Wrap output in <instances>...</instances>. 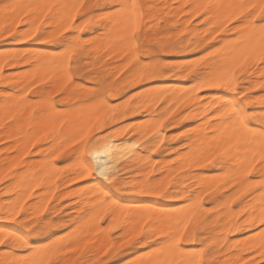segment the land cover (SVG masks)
<instances>
[{"label": "snow or ice", "instance_id": "6c2138e0", "mask_svg": "<svg viewBox=\"0 0 264 264\" xmlns=\"http://www.w3.org/2000/svg\"><path fill=\"white\" fill-rule=\"evenodd\" d=\"M92 7L99 9L100 14H83L88 8L83 2L69 4L30 0L27 3L0 5L3 14L0 39L12 37L17 43L36 40L41 44H60V48L52 53L40 51L32 54L36 60L26 69L32 79L23 93L18 94L20 99L13 103L18 106L27 104L28 100L24 97L51 79L43 64L49 56L52 62L61 61L56 65V72L67 80L80 74V61L76 56L79 50L87 51L93 47L97 52L103 50L97 64L110 59V53L114 54L115 50L108 47L112 33L105 30L112 28L117 39L127 44L123 64L131 84L140 85L132 94L133 98L155 104L162 109V115L147 132L137 136L136 142L116 141L117 137H126L137 128L131 121L120 122L128 115H135V112L110 101L112 92L101 90L100 83L89 84L88 81L95 75L90 71L83 79L73 82V86L79 85L82 93L90 98L81 99L79 104L71 106L72 113L63 112L64 106L56 99V96L63 99L61 93L68 94L63 88L56 96L29 97L36 102L33 119L41 126L42 134L29 140L25 145V154H31L32 148L59 130L56 139L63 138L62 142L54 148L52 144L55 141L49 142L47 159L60 160L61 155L73 149L76 154L74 159L77 160L74 176L87 181V184L77 185L76 190L69 188L71 199L63 193L61 197L52 194L59 208H66L67 212L57 217L49 213L40 219L43 213L32 216L25 210L39 185L21 190L19 178L5 185L9 177H0V185L8 188L7 192L0 189V197H3L0 221H10L17 226L0 228V246H4L7 252L0 259V264H96L97 261L98 264H107L101 257L108 256L115 245L89 248L93 242L88 233L102 227L99 222L105 221L106 217L111 221L118 214L123 219L140 217L137 227L128 233L127 241L122 242L121 247L131 242L147 246L128 264H264V0H233L228 3L198 0L174 5L182 14L186 13L185 20L189 24L196 20L202 25V39L193 41L192 33L180 32L183 39L178 38L175 42L171 38L160 39L158 34L148 30L151 25L146 22L144 10L160 5H146L140 0H106V7L101 8L99 4ZM163 7L167 8L166 5ZM78 16L82 17L81 26L71 32V23ZM142 19L145 20L143 27ZM54 21L59 22L57 31L60 37L68 32L71 36L59 41L55 35L45 39L52 29L42 32V28L46 22ZM100 21L104 22L100 28L85 33L89 25ZM21 25L24 28L14 31ZM80 33L85 34L81 36ZM24 59L28 60L27 54ZM165 77H180L175 83L181 87H167L173 81ZM113 79L115 74L109 76L104 84ZM177 93H180L179 99L173 100ZM136 107L141 106L137 104ZM177 111H180L178 119H191L190 125L179 129L172 137L180 140L178 145H173L180 149L177 156L188 154L190 171L186 175L219 177L221 190L231 187L237 191V186L239 189L247 186L256 188L260 194L258 203L254 197L250 198L256 206L241 209L242 221L240 216L236 217V221L251 230L249 238L221 244L218 256L215 249L208 252L211 261L205 256L207 247H193L199 225L192 227L195 216L191 210L200 206L197 192L188 187L179 192L172 188V180L167 184L155 183L146 180L143 175H140L141 182L130 187L125 174L131 164L127 158L133 150L143 146L155 152L164 143L166 132L162 130L165 121ZM145 115L149 121L153 119L147 113ZM139 123L143 125L145 117H140ZM175 123L173 121L168 127H174ZM20 139L17 138V143ZM122 160L127 162L121 163ZM14 166L20 167L19 164ZM52 166L55 167L54 164ZM257 166L261 175L254 177ZM89 177L92 179L89 180ZM73 183H76L75 179ZM208 186L211 187V183ZM196 187L198 185L193 184V188ZM85 189L89 194L88 207L83 204ZM204 194L208 193L205 191ZM129 195L164 197L178 200L185 207L179 213H167L162 209L140 207L143 201L137 202L134 207L128 206L125 198ZM184 195L187 199L182 198ZM61 198L65 203H59ZM47 203L51 204L52 200ZM44 211H48L47 206ZM157 215H180L182 218L174 230L165 232L159 226L153 227L157 225L154 218ZM57 229L65 234L60 235ZM107 230L113 229L109 227ZM158 234L164 239L157 240ZM54 236L57 238L53 239ZM222 239L227 240V237ZM21 249L24 254L18 255L17 250Z\"/></svg>", "mask_w": 264, "mask_h": 264}, {"label": "rangeland", "instance_id": "374dc122", "mask_svg": "<svg viewBox=\"0 0 264 264\" xmlns=\"http://www.w3.org/2000/svg\"><path fill=\"white\" fill-rule=\"evenodd\" d=\"M24 1L25 0H0V5L2 3H11V2L23 3ZM81 2H83L84 4L86 3L85 5L90 4V5H88L87 10L85 11L86 13L85 12L83 13L85 15L87 14V12L100 11L99 9H96V8L92 7L93 5L99 4L101 6V8L106 7L105 0H81ZM140 2L143 3V4L149 5L148 1L145 3L144 0H140ZM168 4H172V9L169 8V9L166 10V12H168L167 13L168 15H171L170 11H173L176 8V7H174V5H180V2L177 1V0H168L167 1V5ZM2 5H4V4H2ZM0 12H2L1 9H0ZM144 12H145L146 22L149 25H151V27L148 29L149 31H151L153 33L156 32L155 34H158L159 37H161V36L166 37L165 40L171 38L175 42L178 38L179 39H183V36H180V32H182V31L181 30L176 31V29H178L177 28L178 25H174V24L172 25V24L166 23V21H165L166 15L165 14H160V16L158 18L149 21L148 13H151V9L150 8H145ZM178 13L179 14L177 15V17L175 19L179 23L184 22L186 13L182 14L181 10H179ZM99 14H100V12L97 13V15H99ZM0 15L3 16L2 13H0ZM2 18H0V19H2ZM182 19H184V21ZM81 20H82V17H80V16L76 17L75 21H73L71 23V32H75L77 30V28L81 26L80 25L81 24ZM140 22H141V26L143 27V25L145 23V20L142 19ZM156 22H160V27L159 28L158 27L157 28H153L152 27L154 24H156ZM57 23H59V22H57ZM103 23H104L103 21L94 22L92 25H89L88 28L85 29V33L95 32L98 28H100L103 25ZM191 23H192V25H194V24H197V21L193 20ZM55 24H56L55 21H54V24H53V22H51V23L47 24L42 29L44 31H46L48 28L51 27V29H53L54 31H51L48 34L53 33L57 37L58 41L59 40H63L65 37H70L71 36V32L65 33L64 37H60L58 32H57V34H55V31H56L55 27H58V24H56V26H55ZM77 24H79L80 26L77 25ZM75 26H78V27L74 28ZM21 27L24 28L23 25H21L20 28ZM52 27H54V28H52ZM198 27L202 28V25L198 24ZM17 30H19V28L16 29V32H19ZM159 30H160V32H159ZM85 33H80L79 35L83 36ZM53 34L49 35L50 38L53 36ZM213 43H215V42H213ZM122 46H123V43H122ZM6 47H8L10 50H8V48H6ZM27 47L31 48L32 50L28 49ZM206 47H210V45H208ZM14 48L15 49L19 48V50L21 52L17 51V50H14ZM44 48L49 49L48 53H52V52H54V50L60 48V44H59V42L41 44V43H39L36 40H32V41L25 40L23 42L17 43L12 37L11 38L8 37L6 39H0V52H2L4 50L5 53H10L8 51H11V53H10L11 55L5 54L4 52L2 53L3 55H5V60H4V68H2V72H3L2 74L3 75H2V77H0V84L3 82L2 79L4 77H8V76L10 77V75H12L11 69H13L14 72H16L15 70H17V72L15 74H19V76L22 75V74H25L26 72L25 71L23 72V70H21V69H23V68L27 69L28 64H30L31 62L34 63L35 62V57L32 54L34 52L36 53L38 50L39 51L46 50ZM21 49H23V50H21ZM62 50H66V48L62 49ZM126 50H127V44L124 43V46H123L122 49L116 51L114 54L110 53V59H104L99 64H97L96 61L100 60L99 58L101 56H103L102 55L103 54V50L99 51V53L96 51L95 47L91 48V50L88 49L87 51L79 50L76 53V56L79 58V61H82V64L80 65V63H79V65H78V67H79V69L81 71H80V74L78 76H73L71 78V80H67L61 75L59 76L60 77L59 78L57 76L56 68H54L52 70H45L44 69V71L46 73L48 71L49 75H53V76H56V77L51 76V79L47 80L46 84L41 85L39 88H34L33 91H31V92H29L27 94L28 96L24 97V99L28 100V103L25 104L26 109H28V110H24L25 108H22V107H25L24 105L18 106L16 103H13V105H12L13 108L15 107L14 110L16 109V110H18L17 111L18 113H21V114H17L16 113L17 115H19L18 116L19 119H18V117H17V119L19 121L23 120L22 117L24 119H26V120H23L25 125H22L23 121H22V123H20L17 119L13 123L9 122V121H6L2 125H0V139H1L0 140V167H1L0 168V172H1L0 173V177H3L5 175H7V176L9 175L8 176L9 179L5 180V185L10 184L9 181L17 180L18 178H19L18 179V186H20L19 184H21V182H23L22 179L23 180H28V179L31 180V179L35 178V180L36 179L40 180L39 183L33 182V185H30L32 187H35L36 185H39V187H36V191H40L41 193L40 192H36V191L33 192L34 194L32 193L34 195V196L32 195V200L35 201L36 203H32L33 201L29 200L28 203L25 205V210H26V212H29V213L32 212L33 209H30V208H33L35 204L37 205V207H39L40 205H41L40 207H43L41 209L39 208V210H38L36 205H35L34 209H36V210L33 211V213L31 214L32 216H37L40 213H43L44 216H47V215H49V213H52L54 217L65 215V213L67 212V209L66 208L65 209L59 208L58 203H57V201L55 199H53V195L52 194H54L56 197H61V194L63 193L64 196H68L69 199H71V196L69 195L68 189L69 188L73 189V187H74V190H76L77 189V185H80V184L81 185H85V184H87V181H81V180H79L78 177L74 176V173L77 171V168L75 167L76 164H77V160L74 159V155H76V154H75L73 149H69L68 152H66L63 155H61L60 156V160L50 161V160L47 159V154L50 151V149L47 146L49 144V142L50 141L57 142V143H54V145H55L54 147L58 146V144L62 142V140H61L62 138L60 140H57V139L52 140L53 137L56 138V136H58V135H51V136H48V137L44 138L41 141V144H38L36 146V148H32L31 149V154L26 155L25 151H23L25 148H23L22 152H19V150L17 149V146H18L17 144H19V143H17V138H21L20 139V142H21L22 140L27 139L26 137L32 138L31 135L36 136V134L37 135L42 134V132H40V134H39V132L37 131V129L39 127L41 128V126H39L37 121L35 122V120L33 119V116H34L33 109L36 108V102H35V100L29 99V97H40V96H47V95L56 96V93L59 92L61 88H63L64 92H67L68 94L64 95L63 93H61L62 96H63V99L61 100L59 96L58 97L56 96V99L64 106V108L62 109L63 112L72 113V111H73L72 109L73 108L71 106L79 104L81 99L90 98L87 94L82 93L81 88L79 87V85L73 86V82L76 81V80L83 79L84 76L88 75V73L90 71V72L94 73L95 75L97 74L98 76L97 75L96 76H92L91 79L88 81L89 84L100 83L101 84V90H107V91H111L112 92V96L109 97L110 101H113V102H115L118 105L123 104V106L125 108L131 109L132 111L135 112V115H128L125 119L120 121L121 123H128L129 121H131L135 125L137 123V128L132 130V131H130L129 135L125 137L127 140H131L132 142H136L137 136H141L144 132H147L148 129L152 125L151 122H153V120L157 119L158 117H160L162 115V109L157 107L155 104H152L151 102L145 103V101L142 100V99H139V98L134 99L133 98L132 94H134L136 92V89L139 88L140 85L131 84L130 83L131 82V78L128 77V75H127L128 70L124 68V64H123V61L126 59V57L124 56V52ZM15 51H17V54L13 53ZM46 51H48V50H46ZM89 52H90V56L88 55ZM25 54H27V56H29L31 54V56L33 58L31 60H29V61H25V59H24ZM187 55L192 56L193 54H187ZM0 56L2 57L1 53H0ZM111 58H112V60H111ZM6 59H7V63L5 62ZM85 61H87V62L83 65V63ZM55 62H57L56 64H59L61 61H55ZM87 63H88V65H86ZM8 64H12L15 67L9 68V66H7ZM85 65H86V67H85ZM109 66H111V67H109ZM19 69H20L21 72L19 71ZM117 70H118V72H117ZM8 73H11V74L8 75ZM27 73H28L27 74L28 76L25 75L26 77H24V75H22V77L19 78L18 75H16V77L19 78V79H15V77H14L15 74L13 73L14 75H12L10 77V78L14 77L13 79H10L11 83L8 82L9 80H7L6 82H3L0 85V103H1L0 104V112L1 113H3L2 111H4V112L6 111V108L8 107V104L10 102H13L14 100L18 101L20 99V96L18 95L20 93H18V92L23 91L24 87H27V85H28L26 83H29L31 81V78L29 77V76H31L30 75L31 73L30 72H27ZM113 74H115V79H113L107 85L103 84L104 81L109 76H112ZM99 77L102 79V81H101V79ZM21 78H22V82L23 81H25V82H23V83L21 81L17 82ZM24 78H27V79H24ZM57 78H59L61 82L55 81V79L59 80ZM257 78H259V77H257ZM14 79L17 80V81H15L16 82L15 84L13 82ZM64 79H65V81H64ZM165 79L166 80H172L173 81L172 83H175V79H173V78L165 77ZM176 80H178V79H176ZM7 83H8V86H7ZM18 83H19V85H18ZM55 83H57V84L55 85ZM13 84H14V86H12ZM24 84H26V85L24 86ZM113 85H114V87H113ZM170 85H172V84H169V85H166V86L168 87ZM2 91H4L3 92V93H5L4 95L1 94ZM10 91L12 93L14 91L15 93H17V94L14 93L15 94L14 96L18 95L19 97L17 96L14 99V97H12L13 94H11ZM6 94H9V95H6ZM166 98L167 97H165V99ZM125 101H127V102H125ZM171 102L172 101H169V103H171ZM137 104L141 105V107L137 108L136 107ZM4 105H5V107H4ZM149 105H151V106H149ZM1 107H3L2 111H1ZM150 107H151V110L149 109ZM4 108H5V110H4ZM121 110L123 111L124 109L122 108ZM181 111H183V108H181ZM22 113H23V116H21ZM145 113H147L150 116L152 115V118H154L156 116H157V118L152 119L151 121H149L147 119V116L145 115ZM179 116H180V111H177L175 115H172L169 120L165 121V128L162 130V131L166 132V135L164 137V143L161 144L159 146V148L155 152H151L147 148V150L144 151L145 158H147L146 154L148 156L150 154V157H148L147 159L141 161L138 164H132L131 166H129V170L125 174L128 177V182H129V186L130 187L131 186H135L138 182H141L140 181V175H143L146 180H150V181H153L155 183L167 184V182L169 180H172L174 182V184H172V188L175 187V189H178L177 191H179V192H182L183 189L185 188V186L188 183L190 184L188 186V188L190 190L193 188V187L191 188L190 186L195 182L196 178L194 177V175L190 176V179L187 180L185 186H180V184H181L180 181H183L185 179L186 173H188V171L177 169V171L171 172L173 169L178 168L177 165H180V158H181V157H179V159H178V156H177V152L180 151V149L173 147V145H178L180 143V140H175L172 137H173V135H175L178 132L179 129L184 128L185 125H190L191 124V120L190 119L189 120H181V119H178ZM26 117H28L29 119L26 118ZM140 117H145V123L143 125H141V127L139 126L140 125V123H139ZM173 121H175V122L177 121L175 123V126L171 127V128L168 127V125L171 124ZM178 121L180 123L181 122L182 123L180 124ZM11 125H15V128H16L15 129V136L11 140L5 139L4 138V135L6 134L5 131H8L9 127ZM32 125H33V127H32ZM37 126H38V128H36ZM32 128H33L34 131L32 130ZM18 129H21V130L17 131ZM39 131H41V130H39ZM153 131H155V128H153ZM18 132H20V133H18ZM27 132H29V134H27ZM58 133H59V130L55 134H58ZM25 134H26V136H25ZM23 137H25V138H23ZM182 139H184V138L182 137ZM11 141H13V142H11ZM9 143H11V144L14 143V145L13 146L9 145ZM145 143H147V141H145ZM24 144L26 145L28 143L25 142ZM25 145L23 147H25ZM42 145L44 147L41 150ZM141 148H144V147L141 146ZM39 151H43L44 153L43 152H39ZM16 152L18 153V156H17ZM8 156L9 157H15V162L11 163L8 160H6L7 159L6 157H8ZM151 157L153 159H155V160H151L150 159ZM46 160H48V161H46ZM30 162H31V164H30ZM39 162H41V163L38 164ZM52 162H54L55 167L52 166V164H51ZM151 162H153V163L151 164ZM162 162H164V163H162ZM45 163L46 164L48 163L47 165H49V166L51 165L50 169H54L55 168L54 169L55 172L51 174L52 170L49 169V166L45 167V165H46ZM5 164H7V165H5ZM16 164H19L20 167H18V168L15 167L14 165H16ZM172 164L173 165L175 164L174 165L175 167H173ZM33 165L34 166H36V165L37 166H41V167H44L45 169L44 168L42 169L40 167L39 168L36 167L37 169L34 167L35 169H33ZM3 166H5V167H3ZM151 166H152L151 171H149L150 170L149 167H151ZM166 167H167L168 170L164 169ZM172 167H173V169H171ZM10 168L12 169L13 172L9 171ZM21 168L23 169V171L19 170ZM46 168H48V169H46ZM45 170H47L46 171L47 172L46 173V177H45V174H39L38 173L39 171L43 172ZM144 170L148 171V173L147 172L146 173L143 172ZM29 171H31L32 172L31 174H34V175L39 174V176H41V179H40L39 176H34V175L31 176ZM140 171H142V172H140ZM194 171H196V170H194ZM48 172H50V174H48ZM134 172L138 173V175H133ZM21 173H23V175ZM55 173H56V175H55ZM13 174H15V175H13ZM12 176H13V178H12ZM167 176H170V177H167ZM253 176L254 177H259L260 174L257 173V171H256V172L253 173ZM42 177H45L46 179L45 178L42 179ZM73 177H76V178H73ZM73 179L76 180V183H73ZM91 179H92V177H89V180H91ZM180 179H182V180H180ZM44 180H46V182ZM41 181H43L45 183H43V182L40 183ZM66 181H67L68 185L65 184ZM51 183H53V184H51ZM177 183H178V185H177ZM220 184L218 186L214 187L216 191H214L213 188L207 190L206 191L207 193L210 192L207 195L204 194L205 192H202L201 189H203V188L201 186H198L196 188H193V190H191V191L197 192V199L198 198L200 199V206L195 208L194 211H193L195 219L199 218L200 220L201 219L205 220L204 225H202V227L198 228V230L196 232V234H197L196 245L193 246V247H196V246H205V247H207V251L205 253L206 258L208 257V252H212L214 249L216 250L217 256H218L219 246L221 244H223V243H231V241H235V239L236 240L239 239L241 241L242 240H246L249 237V235H247V234H250V232H251V230H249L248 228L243 230V231H241V232H237V231L233 232V231H229V230H226V231L222 230L221 229V224L223 222V218H220L219 220H217L216 218L218 216H220L221 213H223L225 211L235 212L233 210L236 209V208H237V210H238L237 212L239 213V216H240L241 209L243 207H248L249 203L252 201L250 199L253 196L252 188H248L247 186H245V189H241L240 190L238 188V186H237V189H239L237 191H233V188H231V187L227 188L226 190H221V188L219 187ZM5 185H0V189H3L4 191H7L8 188L6 189ZM22 186H24V185H22ZM48 189H51L52 192L48 191ZM171 190L172 189L170 188L169 191H171ZM46 192L48 194H50V196L47 195V194H44ZM38 193H39L40 196L43 195L42 196L43 199L46 198L47 201L49 199H51L52 203L48 204L45 199L43 200V199H41L42 197L37 196ZM213 193L215 194V197L217 198V201H213L211 199V195ZM228 193H232V195L229 196ZM87 194H88V191H87V189H85L84 195H87ZM209 194H210V196H209ZM205 196H208V197L206 198ZM221 197H223V199H221ZM0 198H1L0 199L1 200L0 203H2L3 202V197H0ZM182 198L183 199H187V195H184ZM204 198H206V199H204ZM40 199H41V203L39 202ZM125 199H126L127 203L132 202L131 205L133 207L136 206L137 202H141V201H143V203L146 202L144 204L148 203L149 205H152L151 204L152 201H155V203H153V204L161 205V206H165V207L169 206L168 204H172L170 206L177 207L178 204L180 203V201H178V200L165 199L164 197H141V196L129 195ZM233 200H234V203L232 202ZM45 201H46V203H45ZM246 202L248 203V205H246L247 204ZM38 203L40 205H38ZM59 203L60 204L65 203L64 199L61 198ZM83 204H84L85 207H88L87 206L88 197H86V199L84 200ZM224 204L226 205L227 208L224 206ZM240 204H242L243 206L240 205ZM45 206H47V209H48L47 212L44 211ZM161 206H159V207H155L154 206V207L156 209H158ZM210 206L212 208H210ZM27 207H30V208H28V210H27L26 209ZM184 207L185 206L181 205L180 207H178L176 209L177 210H181ZM228 207H230V208H228ZM151 208H153V207H151ZM38 211H40V212H38ZM44 216L41 215V216H39V218L43 219ZM118 220L119 219L115 218V219H113L111 221H108L107 217H106L105 221H107V223L105 221H100L99 222L102 225V227H100L101 230H99L100 228H95L94 229V230L97 231V236L99 234H101V232H102L103 234H101L102 237H100V238L105 240V242L102 240L103 241L102 244H100V242H99V245L96 246V249H98L100 246H104V245H108L109 247H111L113 244L115 245V248L113 249L112 252L109 253L108 256H106V257L102 256L101 257V259L105 260L107 262V264H124L125 262L128 263L129 260L134 259L133 258L134 256L137 257V255L142 254L143 253L142 251H144V249L147 247L146 245L137 246L136 242L127 243L124 247H121V243L127 241L128 233H130L132 230L128 229V227L122 222L123 221L122 219H121L122 221H118ZM194 220H193V222H194ZM240 220L241 221L243 220V216H240ZM208 222L210 223L209 225L207 224ZM1 223H6V222L5 221H0V224ZM13 226L17 227L15 224H13ZM109 227H111L113 230L112 231H108L107 229ZM232 229H234V228H232ZM56 231L59 232L60 235H62V233H64L60 229H57ZM107 233H109V234H107ZM104 234H106L107 236H104ZM216 236H219V237H216ZM223 237H227V240L222 239ZM54 238H57V237L54 236ZM160 238H162V237L158 234L157 235V240H161ZM244 238H246V239H244ZM141 239H142V237H141ZM45 242H48V241H45ZM204 242H206V244ZM0 248H1L0 249V251H1L0 254L3 252L6 255L7 253H6V249L4 248V246H0ZM17 252L22 254V252L24 253V250H22V249L21 250H17ZM137 253H139V254H137ZM122 262H124V263H122ZM96 264H98V261L96 262Z\"/></svg>", "mask_w": 264, "mask_h": 264}, {"label": "bare ground", "instance_id": "6f19581e", "mask_svg": "<svg viewBox=\"0 0 264 264\" xmlns=\"http://www.w3.org/2000/svg\"><path fill=\"white\" fill-rule=\"evenodd\" d=\"M149 2V5H160L161 7H156V8H150L151 9V16H149L148 17V19H149V21H151V20H153V19H156V18H158L159 16H160V14H165L166 15V19H165V21H166V23H169V24H174V25H178V29L179 30H181L182 32H184L185 34H188V33H192V39H193V41H196V40H198V39H202V33H201V29L202 28H199L198 27V23L197 24H194V25H192V23H188L187 22V20H185L184 21V19H182L184 22H181V23H179L175 18L177 17V15L179 14L178 13V11L180 10V9H178V8H175L173 11H170L171 12V15H168L167 13L168 12H166V10L167 9H172V4H168L167 5V1L168 0H144V2L146 3V2ZM177 1H179L180 2V5H183V4H185V3H195V2H198V0H177ZM27 2H30V0H25L23 3H27ZM48 2H50V3H69V4H71V3H79V2H81V0H48ZM89 2V1H88ZM87 2V3H88ZM105 2H106V0H105ZM217 2H223V3H228V2H233V0H217ZM2 4H5V3H2ZM1 4V5H2ZM86 4V3H85ZM88 5H90V4H88ZM167 6V8H165V7H163V6ZM1 11H2V9H1ZM98 12H100V11H96L95 13H98ZM0 13H2V12H0ZM86 13V12H85ZM1 17L0 18H2L3 16L2 15H0ZM47 24H49L48 22H46ZM46 24V25H47ZM53 24H54V22H53ZM56 24H58L57 22H56ZM56 24H55V26H56ZM45 25V26H46ZM51 25V24H50ZM77 25H79V24H77ZM81 25V24H80ZM79 25V26H80ZM100 25V24H99ZM185 25H186V27H185ZM74 26V25H73ZM76 27H78V26H75L74 28H76ZM153 28H159L160 27V22H156V24H154L153 26H152ZM176 27V26H175ZM51 28V27H50ZM52 28H54V27H52ZM56 28V31H55V34H57V27H55ZM20 29H22V27L21 28H19V30H17V31H20ZM47 29V28H46ZM162 30V29H161ZM14 31H16V29L14 30ZM44 30L42 29V32H43ZM52 31H54L53 29H52ZM106 31L107 32H110V33H112V37H111V40H110V42L108 43V47H110V48H113L115 51H114V53L116 52V51H118V50H120V49H122L123 48V46H124V43H123V46H122V43L119 41V39H117V34H116V31L114 30V29H112V28H109V29H106ZM105 31V32H106ZM159 32H160V30H159ZM163 32V31H162ZM156 32H154V34H155ZM53 33H51V34H48V36L47 37H45V39H49L50 38V36L49 35H52ZM54 35V34H53ZM8 38V37H7ZM11 38V37H10ZM160 39H163V40H165L166 39V37H163V36H161V37H159ZM187 43V42H186ZM205 46H208V45H205ZM13 47V46H12ZM16 47V46H15ZM6 48H8V47H6ZM26 48V47H25ZM28 49H31V48H29V47H27ZM36 48V47H35ZM3 49V48H2ZM44 49H46V48H44ZM8 50H10L9 48H8ZM14 50H17V51H20L19 50V48L18 49H15L14 48ZM21 50H23V49H21ZM32 50V49H31ZM46 50H48V51H46ZM46 50H44L45 52H49V49H46ZM91 50V49H90ZM93 50V49H92ZM7 51V50H6ZM17 51H15V52H13V53H16L17 54ZM55 51V50H54ZM4 52V50L2 51V52H0L1 53V55H2V57L0 56V77H2V68H4V60H5V55H3L2 53ZM8 52H10L11 53V51H8ZM21 52V51H20ZM40 51L38 50L36 53H39ZM120 52V51H119ZM5 53V52H4ZM10 53H5V54H9V55H11ZM12 53V54H13ZM19 53V52H18ZM99 53V52H98ZM89 56H90V52H89V54H88ZM103 55V54H102ZM113 57V56H112ZM33 57L31 56V54L28 56V60L27 61H29V60H31ZM100 59V58H99ZM35 60H36V57H35ZM111 60H112V58H111ZM87 61H85L84 63H83V65L86 63ZM106 62V61H105ZM31 63H33V62H31ZM57 62H52L51 61V56H49L48 57V59H46V60H44L43 61V64L45 65V70H52V69H54V68H56V64ZM61 63V62H60ZM82 64V61H80V65ZM94 64V63H93ZM96 64V63H95ZM86 65H88V63L86 64ZM86 65H85V67H86ZM7 66H9V64L7 65ZM13 67H15V66H13L12 64H11V67H9V68H13ZM28 67V66H27ZM109 67H111V66H109ZM84 68V67H83ZM102 68V67H101ZM21 70H23V72L25 71L26 73L25 74H22V75H24V77H26L25 75H27L28 73L27 72H29V71H27L26 69H21ZM16 72H17V70H15ZM19 71H20V69H19ZM16 72H14L13 71V69H11V73H12V75H14ZM21 72V71H20ZM117 72H118V70H117ZM6 73V72H5ZM11 73H8V75H10ZM14 73V74H13ZM47 73H48V71H47ZM87 73V72H86ZM30 74V73H29ZM49 74V73H48ZM12 75H10V77L12 76ZM16 75H18V77L20 78V77H22V75H20L19 76V74H15V79H19V78H17L16 77ZM31 75V74H30ZM97 75V74H96ZM96 75H93V76H96ZM28 76V75H27ZM51 76H53V75H51ZM58 76V75H57ZM62 76V75H61ZM98 76V75H97ZM100 76V75H99ZM9 76L8 77H4L2 80H3V82H6L7 80H9L8 82H10L11 83V80L10 79H13L14 77H12V78H10ZM31 79H32V75L31 76H29ZM53 77H56V76H53ZM59 77V76H58ZM60 78V77H59ZM59 78H57V79H59ZM95 78V77H94ZM100 78V77H99ZM168 78H172V77H168ZM13 80V82H14V84L16 83L15 81H17V80ZM24 79H27V78H24ZM23 79V80H24ZM66 79V78H65ZM65 79H64V81H65ZM101 79V78H100ZM118 79V78H117ZM176 79H181L180 77H176L175 78V80ZM258 79V78H257ZM19 81H21L22 82V78L20 79V80H18L17 82H19ZM30 81V80H29ZM55 81H58V82H61L60 81V79L59 80H56L55 79ZM96 81V80H95ZM101 81H102V79H101ZM116 81V80H115ZM2 82V83H3ZM23 82H25V81H23ZM22 82V83H23ZM63 82V81H62ZM1 83V84H2ZM103 83V82H102ZM131 83V82H130ZM0 84V85H1ZM14 84L12 85V86H14ZM26 84H29V83H26ZM26 84H24V86L26 85ZM57 83H55V85H56ZM104 84V83H103ZM102 84V85H103ZM18 85H19V83H18ZM129 85V84H128ZM7 86H8V83H7ZM23 86V85H22ZM46 87V86H45ZM113 87H114V85H113ZM116 87V86H115ZM168 87H177V88H179V87H181V85H179V84H176V83H172V85H170V86H168ZM12 88V87H11ZM25 88V87H24ZM46 89V88H45ZM111 89V88H110ZM120 89V88H119ZM24 90V89H23ZM33 91V90H32ZM4 91H2V93L1 94H5V93H3ZM6 92V91H5ZM11 92V91H10ZM9 92V93H10ZM15 92L13 91V93L11 92V94H13L12 95V97H14V99H15V97H17V96H14L15 94H17V93H15ZM18 93H23V91H21V92H18ZM6 95H9V94H6ZM62 95V94H61ZM169 95H172V93H169ZM179 95H180V93H177V94H175L174 96H173V100H178L179 99ZM20 96V95H19ZM18 96V97H19ZM28 96V95H27ZM58 97V96H57ZM124 99V98H123ZM122 99V100H123ZM27 100V99H26ZM125 100V99H124ZM14 101H16V100H14ZM121 101V100H120ZM125 102H127V101H125ZM1 104V103H0ZM13 102H10L9 104H8V107L6 108V111L4 112V111H2V108L3 107H1V111L3 112V113H1L0 112V125H2L4 122H6V121H9V122H14V121H16V119H17V117L19 116V115H17V114H21V113H18L17 111L18 110H14V108H13ZM121 105H123V104H121ZM25 106V105H24ZM141 106V105H140ZM149 106H151V105H149ZM4 107H5V105H4ZM22 108H25L24 110H28V109H26V106L25 107H22ZM64 108V107H63ZM69 109V108H68ZM150 110H151V107L149 108ZM4 110H5V108H4ZM23 110V109H22ZM73 110V109H72ZM15 111V112H14ZM69 111V110H68ZM122 111V110H121ZM23 112V111H22ZM28 112V111H27ZM73 112V111H72ZM17 113V114H16ZM29 114V113H28ZM21 116H23V113H22V115ZM151 117H152V115H151ZM154 117V116H153ZM26 118H28V117H26ZM155 118H157V116L156 117H154L153 119H155ZM18 119H19V117H18ZM17 119V120H18ZM22 119L23 120H26V119H24L23 117H22ZM29 119V118H28ZM27 119V120H28ZM22 120V121H23ZM191 120V119H190ZM19 121V120H18ZM22 121H19L20 123H22ZM29 121V120H28ZM27 122V121H26ZM36 122V121H35ZM148 122V121H147ZM177 122V121H176ZM179 122V121H178ZM186 122V121H185ZM38 123V122H37ZM152 124H154V123H156V119L155 120H153V122H151ZM180 123V122H179ZM178 123V124H179ZM182 123V122H181ZM180 123V124H181ZM22 125H25V123H24V121H23V123H22ZM37 125V124H36ZM136 125H137V123H136ZM40 126V125H39ZM140 127H141V125H139ZM152 126V125H151ZM18 127V126H17ZM24 127V126H23ZM32 127H33V125H32ZM36 128H38V126L36 127ZM15 125H11L10 127H9V130L8 131H5V135H4V138L5 139H9V140H11V139H13V137L15 136ZM21 129H18L17 131H20ZM32 130H33V128H32ZM39 130H41V128L39 127L38 129H37V131L39 132V134H40V132L41 131H39ZM142 130V129H141ZM140 130V131H141ZM31 131V130H30ZM34 131V130H33ZM139 131V132H140ZM25 132V131H24ZM18 133H20V132H18ZM27 134H29V132H27ZM31 134V133H30ZM137 134V133H136ZM37 135V134H36ZM53 135H59V133L58 134H53ZM25 136H26V134H25ZM32 137H33V135H31ZM51 136V135H50ZM48 137V136H47ZM130 137V136H129ZM128 137V138H129ZM23 138H25V137H23ZM27 139H24V140H22L21 142H19V144H17L18 146H17V149L19 150V152H22V150H23V148H25V147H23L25 144V142H29V140H31L32 138H28V137H26ZM46 138V137H45ZM3 139V138H2ZM54 139H56V138H52V140H54ZM63 139V138H62ZM61 139V140H62ZM127 140L125 137H117L116 138V141H119V140ZM167 139V138H166ZM165 139V140H166ZM1 140V139H0ZM28 140V141H27ZM14 141V140H13ZM13 141H11V142H13ZM16 141V140H15ZM46 141V140H45ZM116 141H114V142H116ZM166 142V141H165ZM55 143H57V142H55ZM3 145V144H2ZM9 145H14V143H9ZM27 145V144H26ZM59 145V144H58ZM54 144H52V147L54 148ZM9 148V147H8ZM49 148V147H48ZM50 149V148H49ZM15 150V149H14ZM145 150H147V148H140L139 150H133V152H132V154L127 158V160L128 161H131V164L129 165V166H131L132 164H138V163H140L141 161H143V160H145V159H147L148 157H150V154H149V156L146 154V156H147V158H145V154H144V151ZM24 151V150H23ZM5 152V151H4ZM18 152V151H17ZM16 152V154H17V156H18V153ZM34 152V151H33ZM39 152H43V151H39ZM14 153V152H13ZM12 153V154H13ZM44 153V152H43ZM9 154V153H8ZM75 156V155H74ZM21 157V156H20ZM179 157H181L180 158V165H177L178 166V168H175V169H173V167H175L173 164V167L171 168V169H173L171 172H175V171H177V169H180V170H184V171H190V169H189V161H188V154L187 153H183L182 154V156H179ZM179 157H178V159H179ZM7 159L6 160H8L9 162H11V163H14L15 162V157H6ZM45 158V157H44ZM46 159V158H45ZM151 160H155V159H153L152 157L150 158ZM35 161V160H34ZM46 161H48V160H46ZM167 161V160H166ZM28 162V161H27ZM45 162V161H44ZM127 161H121V163H126ZM35 163V162H34ZM41 162H39L38 164H40ZM153 162H151V164H152ZM162 163H164V162H162ZM30 164H31V162H30ZM36 164V163H35ZM34 164V165H35ZM37 164V165H38ZM46 164V163H45ZM48 164V163H47ZM45 165V167L46 166H49V165ZM52 165L54 164V162H52L51 163ZM75 164V163H74ZM5 165H7V164H5ZM33 165V169H35L36 167H40V168H44V167H41V166H34ZM169 165V164H168ZM10 166V165H9ZM43 166V165H42ZM51 166V165H50ZM49 166V169L51 168ZM157 166V165H156ZM171 166V165H170ZM3 167H5V166H3ZM35 167V168H34ZM76 167V166H75ZM159 167V166H158ZM165 167V166H164ZM1 168V167H0ZM69 168V167H68ZM73 168V167H72ZM150 168V170L149 171H151V168H152V166L151 167H149ZM160 168V167H159ZM158 168V169H159ZM258 168V170H257V173H259L260 175H261V172L259 171V166L257 167ZM31 169V168H30ZM37 169V168H36ZM45 169V168H44ZM46 169H48V168H46ZM55 169V168H54ZM54 169H50V170H52L51 171V174L52 173H54L55 171H54ZM164 169H166V170H168L167 169V167L166 168H164ZM19 170H22L23 171V169L21 168V169H19ZM49 170V171H50ZM58 170V169H57ZM66 170V169H65ZM163 170V169H162ZM195 169H191V171H194ZM47 170H45V171H39L38 173L39 174H45V177H46V172ZM13 172V171H12ZM30 172V174L32 173L31 171H29ZM140 172H142V171H140ZM143 172H147L148 173V171H146V170H144ZM160 172V171H159ZM1 173V172H0ZM24 173V172H23ZM23 173H21L22 175H23ZM162 173V172H161ZM167 173V172H166ZM39 174H37V175H34V174H31V176H39ZM48 174H50V172H48ZM164 174V173H163ZM3 175V174H2ZM13 175H15V174H13ZM55 175H56V173H55ZM73 175V174H72ZM9 176V175H8ZM11 176V175H10ZM29 176V175H28ZM40 177V179H41V176H39ZM45 177H42V179H44ZM55 177V176H54ZM167 177H170V176H167ZM196 179H195V182L193 183V184H197L198 186H201L202 188H203V191L202 192H205V191H207V190H209V189H214V191H216L215 190V188L214 187H216V186H218L220 183H221V178H219V177H204V178H201V177H197V176H194ZM12 178H13V176H12ZM52 178V177H51ZM73 178H76V177H73ZM16 179V178H15ZM31 179V178H30ZM46 179V178H45ZM53 179V178H52ZM183 179V178H182ZM182 179H180V180H182ZM190 179V175H186L185 176V179L183 180V181H180L181 182V184H180V186H185V184H186V182H187V180H189ZM133 180V179H132ZM22 181L23 182H21V184H19L20 186H19V188L21 189V190H23V189H28V188H30V187H32V186H30V185H33V182H37V183H39V181L40 180H35V178L34 179H31V180H23L22 179ZM45 182H46V180H44ZM214 181V182H213ZM10 182V181H9ZM43 181H41L40 183H42ZM45 182H43V183H45ZM67 182V181H66ZM69 183V182H68ZM166 183V182H165ZM211 183V187H209L208 185ZM51 184H53V183H51ZM83 184V183H82ZM172 184H174V182L172 183ZM193 184L190 186L191 188L193 187ZM22 185H24V186H22ZM68 185V184H67ZM81 185V184H80ZM177 185H178V183H177ZM190 184L188 183L186 186L188 187ZM221 185V184H220ZM185 186V187H186ZM220 187V186H219ZM54 188V187H53ZM175 188V187H174ZM221 188V187H220ZM6 189H7V187H6ZM73 190H74V187H73ZM176 190H178V189H176ZM191 190H193V188L191 189ZM239 190V189H238ZM241 190V189H240ZM8 191V190H7ZM7 191H5V192H7ZM47 191V190H46ZM48 191H51V189H48ZM201 191V190H200ZM252 191H253V196L252 197H254L255 198V201L258 203V201H259V192H258V190L256 189V188H252ZM36 192H40V191H36ZM45 192V191H44ZM52 192V191H51ZM50 192V193H51ZM183 192V191H182ZM213 192V191H212ZM41 193V192H40ZM208 193H210V192H208ZM221 193V192H220ZM34 194V193H33ZM32 194V195H33ZM44 194H47V195H49L50 196V194H48L47 192L46 193H44ZM200 194V193H199ZM222 194V193H221ZM34 196V195H33ZM37 196H40L39 195V193H38V195ZM36 196V197H37ZM43 196V195H42ZM42 196H40V197H42ZM209 196H210V194H209ZM86 197H88V194L87 195H85V199H86ZM186 197V196H185ZM201 197V196H200ZM206 198L208 197V196H205ZM206 198H204V199H206ZM1 199V198H0ZM41 199H43V197L41 198ZM41 199L39 200V202L41 203ZM45 200H46V198H44ZM43 199V200H44ZM199 199V198H198ZM211 199L213 200V201H217V198L215 197V194L213 193L212 195H211ZM35 200V199H34ZM38 200V199H37ZM42 200V201H43ZM231 200V199H230ZM1 201V200H0ZM31 201H33V200H31ZM47 201V200H46ZM46 201H45V203H46ZM84 202V201H83ZM137 202V201H136ZM33 203V202H32ZM36 203V202H35ZM135 203V202H134ZM144 203H146V202H144ZM144 203H141L140 204V207H143V208H151V207H153V208H155V207H159V206H161V205H156V204H153V203H151L152 205H149L148 203L147 204H144ZM247 203V202H246ZM89 204V203H88ZM87 204V206H89ZM132 204V202H130V203H127V205L128 206H132L131 205ZM227 204V203H226ZM245 204V203H244ZM36 205V204H35ZM35 205H34V207H35ZM38 205H40L39 203H38ZM169 206H167V207H165V206H161L160 208H158V209H162L163 211H165V212H167V213H179L181 210H177L176 208H178V207H180L181 206V204L179 203L178 204V206L177 207H173V206H170V205H172V204H168ZM175 205V204H174ZM225 205V204H224ZM240 205H242V204H240ZM246 205H248V203L246 204ZM31 206V205H30ZM41 206V205H40ZM37 207V205H36V207H37V209L39 210V208L41 209V208H43V207ZM155 206V207H154ZM205 206V205H204ZM223 206V205H222ZM243 206V205H242ZM254 206H256L255 205V203H253L252 201L249 203V205H248V207H254ZM34 207L33 208H30V207H27L26 209L28 210V208H30V209H33L32 210V212H31V214L33 213V211L34 210H36V209H34ZM241 207V206H240ZM239 207V208H240ZM210 208H212L211 206H210ZM227 208V207H226ZM228 208H230V207H228ZM234 208V207H233ZM238 208V209H239ZM192 211V213L194 214V209H192L191 210ZM233 211H235V212H232V211H225V212H223V213H221V215L220 216H218L216 219L217 220H219L220 218H223V222H222V224H221V229L222 230H228L229 228H234V230H233V232L234 231H237V232H241V231H243V230H245V229H247V227L243 224V223H240V222H238V221H236V217L237 216H239V213L237 212L238 210H237V208L236 209H234ZM38 212H40V211H38ZM213 212V211H212ZM0 214H2V213H0ZM35 214V213H34ZM42 216H44V215H42ZM155 219H156V221H157V225H153V227H154V229H155V227H157V226H159L160 228H162L165 232H168V231H170V230H174L175 229V227H176V225H177V223L179 222V220L182 218L180 215H171V216H169V215H164V216H160V215H157V216H155L154 217ZM115 219V218H114ZM116 219H119L118 221H122L127 227H128V229L129 230H133V229H135L136 227H137V223H138V220L140 219V217L139 216H136V218L135 219H132V218H129V219H123V218H121L120 216H119V214L117 215V217H116ZM122 219V220H121ZM6 223H1L0 224V228H3V227H8V226H11L12 228H15L14 226H13V223L12 222H10V221H5ZM122 223V224H123ZM204 223H205V220L204 219H195L194 220V222H193V224H192V227H196L197 225H199V227L198 228H200V227H202V225H204ZM101 224V223H100ZM208 225L210 224L209 222L207 223ZM118 228V227H117ZM235 229H238V230H235ZM99 230H101V228L99 229ZM250 230V229H249ZM107 232V231H106ZM64 233H62V235H63ZM101 234H103L102 232H101ZM101 234H99L98 236H97V231L96 230H93V232H91V233H88V238L93 242L92 244H90L89 245V248H93V247H95L96 248V246L97 245H99V242H100V244H102V242L104 241L105 242V240H103L102 238H100V237H102V235ZM107 234H109V233H107ZM83 235V234H82ZM101 235V236H100ZM227 235V234H226ZM247 235H249V234H247ZM104 236H107L106 234H104ZM246 236V235H245ZM162 238H160V239H164V237L163 236H161ZM215 237V236H214ZM216 237H219V236H216ZM248 237V236H247ZM246 237V238H247ZM54 238V237H53ZM196 238H197V234H196ZM233 238V237H232ZM246 238H244V239H246ZM249 238V237H248ZM247 238V239H248ZM54 239H56V238H54ZM105 239V238H104ZM103 240V241H102ZM218 240V239H217ZM236 240V239H235ZM239 240V239H238ZM231 242H233V241H231ZM101 247V246H100ZM3 248V247H2ZM1 249V248H0ZM3 251V250H2ZM1 252V251H0ZM143 252V251H142ZM7 253V252H6ZM18 253V252H17ZM24 253L22 252V254L21 253H18V255H23ZM137 254H139V253H137ZM5 254L2 252L1 254H0V259H3L5 256H4ZM141 255V254H140ZM137 256H139V255H137ZM130 258V257H129ZM134 259L136 258L135 256L133 257ZM208 258V257H207ZM126 259V258H125ZM210 261H211V257H209L208 258ZM127 260V259H126ZM130 261V260H129ZM128 262V261H127ZM122 263H124V262H122ZM124 264H128V263H124Z\"/></svg>", "mask_w": 264, "mask_h": 264}]
</instances>
